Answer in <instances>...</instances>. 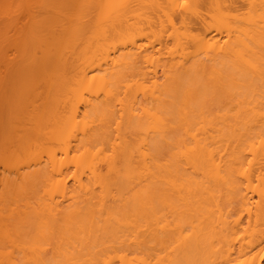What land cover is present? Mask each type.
I'll use <instances>...</instances> for the list:
<instances>
[{"label":"bare ground","instance_id":"bare-ground-1","mask_svg":"<svg viewBox=\"0 0 264 264\" xmlns=\"http://www.w3.org/2000/svg\"><path fill=\"white\" fill-rule=\"evenodd\" d=\"M12 1L0 264H262L264 0Z\"/></svg>","mask_w":264,"mask_h":264},{"label":"rangeland","instance_id":"rangeland-1","mask_svg":"<svg viewBox=\"0 0 264 264\" xmlns=\"http://www.w3.org/2000/svg\"><path fill=\"white\" fill-rule=\"evenodd\" d=\"M17 1V0H16ZM16 1H12V4H14L13 2H16ZM19 2H20V0H19ZM18 2V4H20V6H22V8L20 9V6H19V9L20 10H22V9H28L29 8V0L27 1V0H23V2H20L19 3ZM27 2V3H26ZM32 2V1H31ZM21 3H22V5H21ZM35 3H36V1H35ZM16 4H17V2H16ZM32 4V3H31ZM15 5V4H14ZM16 6V5H15ZM23 6H26L25 8L23 7ZM35 6V5H34ZM12 7H14L13 5H12ZM12 7H11V9H12ZM17 8H18V5H17ZM26 9V10H27ZM16 11H18V9L16 10ZM22 13V12H21ZM21 13H20V11H19V13H17L16 15V17L14 16L13 18H12V22H14V24L12 23V29H11V31H12V33H11V31L10 32H8V35H6V36H3L4 34H2L1 33V30H2V28H3V26H0V37L2 38H0V41H2V42H5V40H6V43L8 44V42L9 41H11V39L13 40L12 41V44H14L13 46H15L16 45V41H17V37L18 36H20L21 35V31H22V28L23 27H25V23H27V19H25V15H23V13H24V11H23V13H22V15H21ZM23 16V17H22ZM20 18V19H19ZM25 19V20H24ZM14 20V21H13ZM18 20V21H17ZM20 20V21H19ZM21 22V23H20ZM24 23V24H23ZM21 25H22V27H21ZM16 26V27H15ZM19 27H21V28H19ZM16 29V30H15ZM21 29V30H20ZM18 30H20V31H18ZM10 33V34H9ZM12 34V35H11ZM15 34V35H14ZM9 36H11V37H9ZM6 37V38H5ZM9 37V38H8ZM8 38V39H7ZM11 38V39H10ZM14 38V39H13ZM5 39V40H4ZM1 43V42H0ZM6 43H4V47L1 45V44H3V43H1L0 44V59H2V60H0V66H2L3 65V63L1 64V62H3L4 61V58H3V56L5 55V54H7L8 52V50L6 51V50H4L5 48H6V46H7V44ZM12 46V51H9V55L11 54V56H13L12 58H11V56H10V59H12V60H15L18 56H19V51H18V48H17V50H15L16 48L15 47H13ZM1 48L3 49V50H1ZM15 48V49H14ZM2 51V52H1ZM15 51V52H14ZM16 51H17V53H16ZM2 53V54H1ZM5 53V54H4ZM13 53V54H12ZM16 55H15V54ZM2 55V56H1ZM2 57V58H1ZM20 59V58H19ZM15 61H13L12 63V72H10L11 70H10V68L9 69H7V71L5 70V72L3 71V68L2 67H0V71L2 72V73H7L9 70V74L7 73L6 75L5 74H2L1 72H0V74H2V75H0V83H3V85H1V89H0V106L2 105V103L4 104L5 102H4V98L6 97V99H7V97H9L10 98V95H11V93L10 92H12V98L14 97V94H15V96H17L18 95V92H16V91H20L19 89L20 88H22L21 87V85H23L24 84V81L21 79V74L19 73V64H17L16 63V67H15V63H14ZM18 67V68H17ZM2 68V69H1ZM18 72V73H17ZM13 75L12 77H11V75ZM15 74V75H14ZM18 74V75H17ZM4 77V78H1V77ZM8 76V77H7ZM24 76H22V78H23ZM6 78V80H4ZM14 78V79H13ZM12 79V80H11ZM24 79V78H23ZM4 80V81H3ZM25 80V79H24ZM21 81H23V82H21ZM5 82V83H4ZM9 82H11V83H9ZM9 83V84H8ZM21 83H23V84H21ZM16 87H14V86ZM7 86V87H6ZM6 87V88H5ZM19 87V88H18ZM3 88V89H2ZM14 88V89H13ZM9 89H11V90H9ZM10 91V92H9ZM16 93H17V95H16ZM4 94L6 95L7 94V96H5L4 97ZM3 95V96H2ZM2 97H3V101H2ZM16 99H18L19 100V98H17L16 97ZM7 102V101H6ZM12 102H14L13 101V99H12ZM16 102H18V101H16ZM13 105H15L16 106V104L14 103V104H12V111H13ZM5 106L4 105H2V108H1V110L5 113V111H6V109H3ZM6 108V107H5ZM2 112V115H1V113H0V119L3 117V115H4V113ZM5 123H7V122H2V125H0L1 127H3V124L5 125ZM8 124V123H7ZM6 124V125H7ZM5 125V126H6ZM4 126V127H5ZM4 127H3V129H4ZM1 129V128H0ZM38 183H36V185H34L35 187H33L32 188V190H35V192L37 193V192H39L38 190H40V182L39 181H37ZM33 183H34V181H33ZM35 184V183H34ZM28 187V190H29V187L30 186H27ZM31 187H32V185H31ZM34 191H29V193H30V197H32V201H33V197H35L34 196V194H36L35 192L33 193ZM28 193V192H27ZM28 193V194H29ZM24 195H25V193H23ZM32 194H33V196H32ZM25 197H27V196H25ZM27 198H29V197H27ZM17 252V251H16ZM16 254H18V257L20 256H22L20 253H16ZM262 264H264V260H263V262H262Z\"/></svg>","mask_w":264,"mask_h":264}]
</instances>
